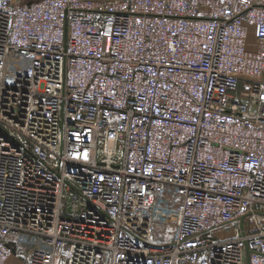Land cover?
Instances as JSON below:
<instances>
[{
    "label": "built area",
    "instance_id": "2783aa9c",
    "mask_svg": "<svg viewBox=\"0 0 264 264\" xmlns=\"http://www.w3.org/2000/svg\"><path fill=\"white\" fill-rule=\"evenodd\" d=\"M10 235L27 264H264V0H0V264Z\"/></svg>",
    "mask_w": 264,
    "mask_h": 264
},
{
    "label": "crops",
    "instance_id": "0c3cea01",
    "mask_svg": "<svg viewBox=\"0 0 264 264\" xmlns=\"http://www.w3.org/2000/svg\"><path fill=\"white\" fill-rule=\"evenodd\" d=\"M20 2H26L29 0H19ZM104 1V0H103ZM112 1V0H107ZM247 48L253 49L255 47V41L251 29L247 36ZM15 235H10L7 238V244L11 247L12 253L7 259L6 264H27L29 254L31 251V245L26 243L17 244Z\"/></svg>",
    "mask_w": 264,
    "mask_h": 264
},
{
    "label": "rangeland",
    "instance_id": "374dc122",
    "mask_svg": "<svg viewBox=\"0 0 264 264\" xmlns=\"http://www.w3.org/2000/svg\"><path fill=\"white\" fill-rule=\"evenodd\" d=\"M98 1H103V0H98ZM105 1H107V0H105ZM221 230H224L225 231L224 233H226V235L231 233V230L229 227H225V228L220 229L219 234H222ZM213 233H216V232L214 231Z\"/></svg>",
    "mask_w": 264,
    "mask_h": 264
},
{
    "label": "water",
    "instance_id": "95a60500",
    "mask_svg": "<svg viewBox=\"0 0 264 264\" xmlns=\"http://www.w3.org/2000/svg\"><path fill=\"white\" fill-rule=\"evenodd\" d=\"M248 259H249V257H248V249H246V260H245V264H248Z\"/></svg>",
    "mask_w": 264,
    "mask_h": 264
}]
</instances>
